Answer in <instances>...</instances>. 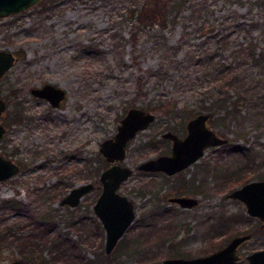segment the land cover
I'll return each mask as SVG.
<instances>
[{"label": "rangeland", "instance_id": "374dc122", "mask_svg": "<svg viewBox=\"0 0 264 264\" xmlns=\"http://www.w3.org/2000/svg\"><path fill=\"white\" fill-rule=\"evenodd\" d=\"M194 1H185L179 19H169L163 26L137 21L129 10L136 0H55L47 7L38 0L0 16V48L16 54L0 75V95L7 103L0 120L7 124L8 115L21 109V119L11 121L0 138V152L20 164L17 172L0 179V203L15 197L29 201L38 213L49 210L56 214L62 233L78 239L79 234L63 218L95 215L92 203L101 188L99 172L109 163L99 151L100 141L115 131L129 105L155 113L130 138L121 160L134 167L119 189L135 201L136 215L112 250L104 249L103 227L98 241L82 243L85 255L95 264H164L166 255L204 253L246 231L250 237L238 245L241 257L234 264H249L244 254L264 246L261 219L249 214L242 200L226 195L245 180L224 179L223 174L238 168L246 169L248 179L264 177V102L259 113L248 102L240 111L209 115L208 125L225 135L228 144L206 147L179 172L136 167L139 160L169 150L171 141L162 135L163 130L182 135L187 118L205 110L197 93L173 83L175 77L195 73L189 52L198 44L217 46L221 59L233 61L229 47L214 41L217 35H208L230 13H238L240 20L264 16V5L254 4L250 9L252 0H205L203 19H197ZM208 22L214 24L211 29L205 28ZM164 39L176 46L181 62H170L167 71L150 74L161 62L162 49L168 47ZM170 53L168 49L166 58ZM46 80L66 88L57 106L30 92L31 86ZM161 92L174 95L176 106L167 102L156 106ZM234 144L242 149L229 150ZM86 180H93L95 186L76 205L59 202L71 186ZM180 192L196 195L198 202L181 206L168 201V194ZM8 210L0 212L4 215L1 228L5 222L16 223ZM10 242H2L1 261L18 253Z\"/></svg>", "mask_w": 264, "mask_h": 264}, {"label": "trees", "instance_id": "16d2710c", "mask_svg": "<svg viewBox=\"0 0 264 264\" xmlns=\"http://www.w3.org/2000/svg\"><path fill=\"white\" fill-rule=\"evenodd\" d=\"M54 1L43 0V7L51 5ZM185 1L187 0H136L129 10L137 21L142 23L157 22L163 26L169 19L173 22L179 19ZM205 2V0H197L192 3L197 19H203L201 14L203 13L202 9H206L203 8L206 6ZM254 4L264 5V0H252L250 9ZM238 17V13L225 15L218 29L207 37L217 35L214 37V41H220L221 46L229 47V53L232 54V59L234 58L233 61L221 59L219 55L221 50L217 46V49H213L209 45L198 44L189 52L191 53L189 57L195 65V73H189L187 77L184 75L175 77L173 81L175 87L178 86L180 89L189 87L192 92L197 93L200 106L203 107L202 109L208 110L209 115L217 111L220 112V110L222 113L223 111L225 113L235 112L234 110L240 111L242 106L248 102L254 108V112L256 110L258 113L263 111L264 79L261 76L264 74V16L258 14L257 17L249 20H240ZM213 26L212 22H208L205 28L211 29ZM240 34L241 38L238 37ZM163 43L168 47L162 49L161 62L156 69L149 72L150 74H154L153 71L156 73L165 72L168 64L178 65L181 62L175 55L176 46L166 43L165 39ZM168 49L171 52L170 58L165 56ZM166 61H168L167 65ZM142 76L143 74H140L138 80ZM160 95L156 106H163L165 102L171 107L176 106L177 98L174 95L166 92H161ZM17 115L19 116L18 111ZM226 144L228 141L218 147ZM221 148L223 147L221 146ZM230 149L240 151L242 147L234 144ZM245 151L247 152V150ZM245 170L227 169L223 172L224 179L244 181L248 179ZM8 209L14 213V220L18 224L5 222V228L0 227V248L4 245L3 241H11L10 243L17 246L18 253L7 261L0 260V264L93 263L85 255L82 243L86 242L92 245L101 236L102 226L95 215L90 218L86 214L77 217L70 214L63 218L64 223L79 234V238L76 239L67 233H62L58 227L56 214L49 210L38 213L32 208L29 201L15 197L4 199L0 203V212ZM3 217L4 215H0V221ZM44 249H46V253L43 252ZM235 261L223 264H234Z\"/></svg>", "mask_w": 264, "mask_h": 264}, {"label": "water", "instance_id": "95a60500", "mask_svg": "<svg viewBox=\"0 0 264 264\" xmlns=\"http://www.w3.org/2000/svg\"><path fill=\"white\" fill-rule=\"evenodd\" d=\"M38 0H0V16L13 11L24 9ZM15 53L9 48H0V75L14 62ZM31 91L46 97L53 105H58L65 94V88L53 81L46 80L40 85L32 86ZM6 106L5 99L0 95V114ZM208 110H199L186 120V132L179 135L171 129H165L163 136L172 139L171 152H162L145 157L138 161L137 167L144 170L161 169L168 173L186 166L198 158L208 145H219L227 141L225 135L217 133L207 123ZM155 118L152 110L139 105H129L116 124L115 131L102 138L99 151L109 162L99 172L101 188L96 195L92 210L99 219L104 232V249H113L118 238L122 235L136 215L135 203L125 192L119 189L133 171V166L121 160L126 155V145L135 133L145 127ZM4 124L0 121V137L4 131ZM19 163L0 153V179L7 178L19 169ZM93 180H86L71 186L60 198V203L76 205L81 196L94 188ZM227 196L239 198L245 204L249 214L256 215L264 225V177L250 178L232 187L226 192ZM170 201L181 205L192 206L197 202L195 195H169ZM250 232L233 234L224 244L210 251L195 255L173 254L162 258L164 264H223L241 257L237 248L240 242L250 237ZM249 264H264V246L254 248L244 254ZM110 264V263H106Z\"/></svg>", "mask_w": 264, "mask_h": 264}, {"label": "flooded vegetation", "instance_id": "af4514ba", "mask_svg": "<svg viewBox=\"0 0 264 264\" xmlns=\"http://www.w3.org/2000/svg\"><path fill=\"white\" fill-rule=\"evenodd\" d=\"M16 55V54H15ZM45 82V81H44ZM43 83V82H42ZM42 83H40V84H42ZM55 83V82H54ZM40 84H37V85H40ZM58 84V83H57ZM61 85V84H60ZM33 86H36V85H33ZM64 87V86H63ZM31 88H32V86L30 87V92H31V94H33L34 96H38V97H41V98H44V99H46L51 105H53L46 97H44V96H40V95H36V94H34L32 91H31ZM65 88V87H64ZM65 95H66V88H65V94H64V96L60 99V101H59V104H60V102H61V100L65 97ZM6 101V100H5ZM58 104V105H59ZM6 105H7V103H6ZM53 106H57V105H53ZM6 107V106H5ZM3 111H4V109L2 110V112H1V114L3 113ZM17 111L19 112V116L17 115ZM20 111H21V109H19V108H16L15 110H14V112L12 111L11 113H10V115H8V119H7V121H6V123L7 124H5V123H3L1 120V122L4 124V127H5V129H4V131H3V133H2V135L5 133V131L7 130V125H9V123L11 122V121H17V120H20L21 119V113H20ZM0 114V115H1ZM207 120H208V118H207ZM185 125H186V123H185ZM172 130V129H171ZM164 131V130H163ZM162 131V132H163ZM174 131V130H173ZM176 132V131H175ZM186 132V131H185ZM184 132V133H185ZM178 133V132H177ZM179 134V133H178ZM2 135H1V137H2ZM180 135V134H179ZM182 135H184V134H182ZM0 137V138H1ZM164 137H166V136H164ZM167 138H169V137H167ZM170 139V141H171V143H170V148H169V150L168 151H165V152H167V153H169V152H171V145H172V139L171 138H169ZM130 140V139H129ZM220 145V144H219ZM208 146H212V145H208ZM208 146H205L204 147V151H205V149H206V147H208ZM126 150H127V145H126ZM204 151H203V153H204ZM1 153V152H0ZM159 153H162V152H159ZM159 153H156L155 155H157V154H159ZM202 153V154H203ZM3 154V153H2ZM201 154V155H202ZM4 155V154H3ZM200 155V156H201ZM5 156H7V155H5ZM199 156V157H200ZM8 157V156H7ZM198 157V158H199ZM11 158V157H10ZM198 158H196L195 160H197ZM12 159V158H11ZM14 160V159H13ZM195 160H193V161H195ZM16 161V160H15ZM193 161H191L190 163H192ZM17 162V161H16ZM19 163V162H18ZM138 163V162H137ZM190 163H188L187 165H189ZM109 164V163H108ZM107 164V165H108ZM186 165V166H187ZM19 166H20V164H19ZM186 166H184V167H186ZM136 167H137V164H136ZM184 167H182V168H180V169H178V170H175V171H173V172H170V173H168V172H166V171H164V170H161V169H156V170H147V171H160V172H164V173H167V174H171V173H174V172H179V170H181V169H183ZM20 168V167H19ZM138 168V167H137ZM133 169H134V167H133ZM138 169H140V168H138ZM19 170V169H18ZM141 170H144V169H141ZM133 172V171H132ZM123 192V191H122ZM177 194H187V193H184V192H180V193H171V194H168L167 195V199H168V196L169 195H177ZM187 195H192V194H187ZM196 196V195H195ZM130 197V196H129ZM197 197V196H196ZM131 198V197H130ZM168 201L169 202H174V203H177V204H179V205H181L180 203H178V202H176V201H170L169 199H168ZM197 202H198V197H197ZM196 202V203H197ZM134 203H135V201H134ZM195 203V204H196ZM194 204V205H195ZM181 206H185V205H181ZM193 206V205H192ZM135 208H136V205H135Z\"/></svg>", "mask_w": 264, "mask_h": 264}]
</instances>
